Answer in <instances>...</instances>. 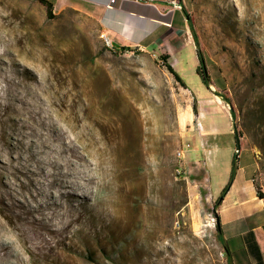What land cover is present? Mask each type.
I'll return each instance as SVG.
<instances>
[{
	"label": "rangeland",
	"instance_id": "1",
	"mask_svg": "<svg viewBox=\"0 0 264 264\" xmlns=\"http://www.w3.org/2000/svg\"><path fill=\"white\" fill-rule=\"evenodd\" d=\"M183 4L192 30L170 55L111 51L72 9L0 0V264H226L213 203L237 145L264 195V0ZM210 91L232 120L206 101L209 186L186 123Z\"/></svg>",
	"mask_w": 264,
	"mask_h": 264
},
{
	"label": "crops",
	"instance_id": "2",
	"mask_svg": "<svg viewBox=\"0 0 264 264\" xmlns=\"http://www.w3.org/2000/svg\"><path fill=\"white\" fill-rule=\"evenodd\" d=\"M56 9H72L91 19L101 36H105L109 44L116 48H136L149 50H175V54L182 50L180 38L187 32L189 26L187 17L180 5L184 7V0H178L179 7L172 8V0H121L111 4L109 0H46ZM179 43V44H178ZM155 45V47L153 46ZM153 46V47H152ZM211 92V91H210ZM198 99L197 112L192 114L186 124V130H192L194 123L200 138L203 158L192 161L194 167L204 166L208 184L211 183L210 167L214 161L210 153L217 148L204 138L205 127L201 124L208 112L204 107L206 101L215 100L228 109V117L232 120L229 108L219 97ZM213 126L209 128L212 130ZM181 157L187 166L191 164L185 157ZM234 178L220 202L216 213L220 222L222 239L227 244L231 264H264V195L258 193L254 182V173L258 165L255 160L249 165V170L238 164ZM197 182L188 183L187 191L190 202L197 200ZM211 196V195H210ZM214 201V196H211Z\"/></svg>",
	"mask_w": 264,
	"mask_h": 264
},
{
	"label": "trees",
	"instance_id": "3",
	"mask_svg": "<svg viewBox=\"0 0 264 264\" xmlns=\"http://www.w3.org/2000/svg\"><path fill=\"white\" fill-rule=\"evenodd\" d=\"M40 3L44 4V5H48V6H53L52 4H49L46 0H39ZM181 6V5H180ZM181 9L183 11V13L185 14V16L188 18L187 19V22H188V26L189 28L191 29V25H190V20H189V17H188V14L185 12V9L183 8V6H181ZM192 30V29H191ZM98 32V31H97ZM192 34H193V39H194V42L198 48V55H199V59H200V62L202 64V62L204 63V56L203 54L201 53V51L199 50V46H198V39H197V36L196 34H194V32L192 31ZM98 35L100 36V34L98 33ZM109 50L111 51H115V52H120L122 50H125L124 47H121V48H116V47H109L108 48ZM167 55H161L160 58L162 60V62H164L163 64L165 65L166 69L173 75V77L175 78V80L177 82H179L182 86L185 87V83L182 79V77L180 76V74L173 68V66L170 64V63H166V60H167ZM205 65V64H204ZM208 77L205 78V83L208 85L209 84V75H207ZM217 94V93H216ZM219 95V94H217ZM224 98V97H223ZM192 108H193V112L196 113V109H195V104L192 105ZM230 113H231V116H232V112H231V108H230ZM237 154V153H236ZM235 154V156H236ZM236 168H237V158L234 157L233 158V161H232V165H231V175L229 177V180L227 182V185L226 187L224 188V190L222 191V193L220 194L219 197H217L213 203V209H214V216H215V219H217L218 215L216 213V209L218 208L220 202L222 201L226 191L228 190L229 186L231 185V182L234 178V174H235V171H236ZM181 174V173H180ZM182 181V184H185V181L184 179H180ZM216 226V230H217V234H216V239L217 241L219 242L222 250H223V254H224V257H225V261H226V264H231V257H230V251H229V248L227 246V244L224 242V240L222 239V233H221V229L218 230V226H217V223L215 224Z\"/></svg>",
	"mask_w": 264,
	"mask_h": 264
},
{
	"label": "built area",
	"instance_id": "4",
	"mask_svg": "<svg viewBox=\"0 0 264 264\" xmlns=\"http://www.w3.org/2000/svg\"><path fill=\"white\" fill-rule=\"evenodd\" d=\"M117 1H121V0H109V2L111 4H114L116 3ZM176 7H179V4H177L176 0H172V8H176ZM103 39H106L105 36H102ZM110 47H112L110 44H109ZM196 127H200V123L199 122H196ZM178 158H181L183 156V151H182V148L178 149L177 152H176ZM177 173H180L181 171L179 169L176 170Z\"/></svg>",
	"mask_w": 264,
	"mask_h": 264
},
{
	"label": "water",
	"instance_id": "5",
	"mask_svg": "<svg viewBox=\"0 0 264 264\" xmlns=\"http://www.w3.org/2000/svg\"><path fill=\"white\" fill-rule=\"evenodd\" d=\"M188 19V18H187ZM202 69H203V72H204V77L205 78H207L208 76V74H207V72H206V68H205V65H204V63L202 62ZM208 85H210V80H209V84ZM234 129H235V127H234ZM235 131V130H234ZM238 151H239V145H237V149H236V158L238 157ZM216 223H217V226H218V230H220V222H219V219H218V217H217V219H216Z\"/></svg>",
	"mask_w": 264,
	"mask_h": 264
},
{
	"label": "bare ground",
	"instance_id": "6",
	"mask_svg": "<svg viewBox=\"0 0 264 264\" xmlns=\"http://www.w3.org/2000/svg\"><path fill=\"white\" fill-rule=\"evenodd\" d=\"M104 40H105L106 44H107V45H109V42H108V40H107V39H104Z\"/></svg>",
	"mask_w": 264,
	"mask_h": 264
}]
</instances>
